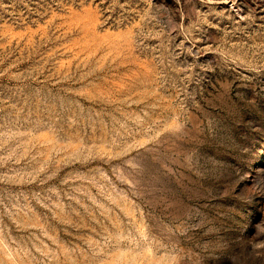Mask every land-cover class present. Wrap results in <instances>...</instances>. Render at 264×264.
Instances as JSON below:
<instances>
[{"label":"rangeland","instance_id":"obj_1","mask_svg":"<svg viewBox=\"0 0 264 264\" xmlns=\"http://www.w3.org/2000/svg\"><path fill=\"white\" fill-rule=\"evenodd\" d=\"M0 264H264V0H0Z\"/></svg>","mask_w":264,"mask_h":264}]
</instances>
